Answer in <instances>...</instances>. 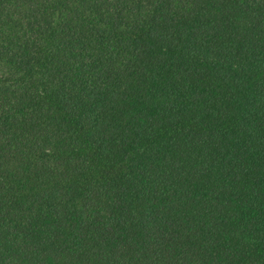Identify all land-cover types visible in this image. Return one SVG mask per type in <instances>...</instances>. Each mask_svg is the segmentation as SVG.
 Listing matches in <instances>:
<instances>
[{"label": "trees", "instance_id": "16d2710c", "mask_svg": "<svg viewBox=\"0 0 264 264\" xmlns=\"http://www.w3.org/2000/svg\"><path fill=\"white\" fill-rule=\"evenodd\" d=\"M0 264H264V0H0Z\"/></svg>", "mask_w": 264, "mask_h": 264}]
</instances>
